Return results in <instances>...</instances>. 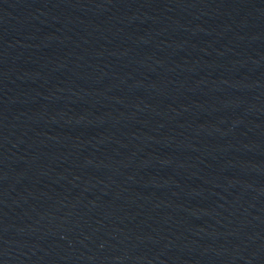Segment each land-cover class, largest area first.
Instances as JSON below:
<instances>
[{"label":"water","instance_id":"1","mask_svg":"<svg viewBox=\"0 0 264 264\" xmlns=\"http://www.w3.org/2000/svg\"><path fill=\"white\" fill-rule=\"evenodd\" d=\"M0 264H264V0H0Z\"/></svg>","mask_w":264,"mask_h":264}]
</instances>
